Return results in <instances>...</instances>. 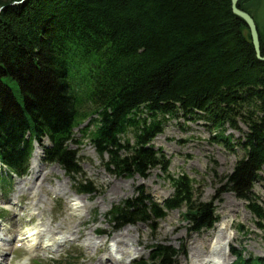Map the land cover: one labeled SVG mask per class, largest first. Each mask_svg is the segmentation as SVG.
Segmentation results:
<instances>
[{
	"label": "trees",
	"instance_id": "obj_1",
	"mask_svg": "<svg viewBox=\"0 0 264 264\" xmlns=\"http://www.w3.org/2000/svg\"><path fill=\"white\" fill-rule=\"evenodd\" d=\"M255 1L240 0L237 8L254 20L248 6ZM257 28L263 56L264 31ZM178 112L204 119L214 139L244 152L228 185L264 222L251 198L264 165V62L231 0H0L2 185L25 175L34 141L46 136L44 159L63 169L77 194H92L93 183L78 179L79 159L67 148L87 120L79 133L99 158L106 155L111 175L143 178L156 166L166 172L151 142ZM238 123L247 133L236 144L224 128ZM170 179L174 194L162 207L126 200L106 217L118 227L152 225L185 206L192 231L212 228L215 213L193 198V180ZM151 249L148 260L132 264H174L171 247ZM235 260L263 264L240 253Z\"/></svg>",
	"mask_w": 264,
	"mask_h": 264
},
{
	"label": "rangeland",
	"instance_id": "obj_2",
	"mask_svg": "<svg viewBox=\"0 0 264 264\" xmlns=\"http://www.w3.org/2000/svg\"><path fill=\"white\" fill-rule=\"evenodd\" d=\"M248 9L263 32L264 0H256ZM88 125L89 121H85L73 131L74 142L67 148L80 160L82 177L78 179L93 183L92 194H75L74 184L66 178L65 172L43 161L40 152L33 171L28 170L25 177L11 180L8 189L3 190L0 185V210L5 217L0 224L2 264H17L25 255L36 257L31 264H53L51 260H61L68 253L80 255L78 264H129L138 259L146 260L150 248L158 245L171 247L176 252V264H206L210 256L217 258L213 261L232 264L235 261L232 251L243 252L244 259L264 260V231L258 227V219L248 211V201L238 198L228 185L229 176L244 152L214 139L215 130L204 119L183 112L167 118L163 133L153 139L151 148L157 156H163L168 169L163 172L156 166L143 178L138 175L115 177L106 171V155L99 158L95 146L79 133ZM237 127L236 130L224 128V135L231 136L236 144L239 140L243 142L247 133L241 123ZM125 137H131V133ZM39 145L49 147L50 141L44 137L34 144ZM181 175L193 180V198L213 209L216 220L211 230L192 231L182 215L185 206L169 210L152 226L138 223L117 227L105 218L113 206L138 197H148L149 201L144 204L151 201L162 207L174 194L170 177ZM257 176L251 198L264 212V165ZM219 222L229 225L228 228L216 226ZM261 224L264 229V222ZM105 234H109V238ZM112 235H117L115 241ZM8 236L23 245L21 251L5 242Z\"/></svg>",
	"mask_w": 264,
	"mask_h": 264
},
{
	"label": "water",
	"instance_id": "obj_3",
	"mask_svg": "<svg viewBox=\"0 0 264 264\" xmlns=\"http://www.w3.org/2000/svg\"><path fill=\"white\" fill-rule=\"evenodd\" d=\"M240 0H231V9L233 13L239 17L242 21H245L248 31L250 32L251 44H253L255 56L262 62H264V55L261 56L259 34L257 32V26L253 18L245 11H241L237 8V4Z\"/></svg>",
	"mask_w": 264,
	"mask_h": 264
},
{
	"label": "bare ground",
	"instance_id": "obj_4",
	"mask_svg": "<svg viewBox=\"0 0 264 264\" xmlns=\"http://www.w3.org/2000/svg\"><path fill=\"white\" fill-rule=\"evenodd\" d=\"M35 151H34V154H33V157H32V159H31V161H32V163H30V166H31V164L33 165V167L32 168H30L29 170L30 171H33L34 169H35V166H36V163H37V156H38V154H39V149H38V147L37 146H35ZM218 227H222V226H225L224 228L226 229V228H228L227 226H229V225H223V223L222 222H219V223H217L216 224ZM111 233V232H110ZM106 235V237H108L109 238V234H105ZM112 238V240L113 241H115L116 240V238H117V235L115 236V235H112L111 236ZM226 241V240H225ZM225 241L223 242V243H225ZM213 245H215L214 243H212ZM212 257V258H211ZM209 257H207V259H208ZM210 260H207L208 261V263H206V264H224L223 263V261H220V259H218L220 262H217V261H215L217 258L216 257H214V256H210ZM213 259H215L214 261H213ZM202 264V263H201Z\"/></svg>",
	"mask_w": 264,
	"mask_h": 264
}]
</instances>
